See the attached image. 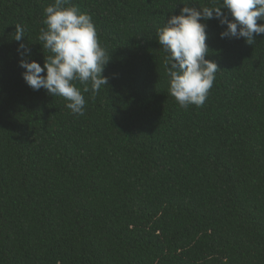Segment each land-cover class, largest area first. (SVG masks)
Here are the masks:
<instances>
[{"label": "trees", "instance_id": "obj_1", "mask_svg": "<svg viewBox=\"0 0 264 264\" xmlns=\"http://www.w3.org/2000/svg\"><path fill=\"white\" fill-rule=\"evenodd\" d=\"M71 2L110 60L94 98L74 82L83 116L22 78L21 59L50 55L54 0H0V264H264V36L221 39L226 25L201 20L219 71L185 110L157 33L212 0Z\"/></svg>", "mask_w": 264, "mask_h": 264}, {"label": "clouds", "instance_id": "obj_2", "mask_svg": "<svg viewBox=\"0 0 264 264\" xmlns=\"http://www.w3.org/2000/svg\"><path fill=\"white\" fill-rule=\"evenodd\" d=\"M44 16L46 27L40 29L38 39L50 55L45 57L43 67L21 59L20 67L25 70L22 78L34 91L44 89L51 96L63 97L72 114L83 116L85 96L74 82L85 85L83 92L91 91L94 98L102 86L108 85V78L102 75L110 61L108 54L100 45L92 16L80 12L71 0H54L45 7ZM213 18L226 25L221 39L244 38L248 45H254V34L264 36V0H212L211 7L198 8L184 5L179 15L164 21L157 35L166 53L169 93L185 110L193 104H204L219 71L214 61L206 59L207 24L200 22ZM15 29L19 42L25 29L19 24ZM20 49L30 52L25 44H20Z\"/></svg>", "mask_w": 264, "mask_h": 264}]
</instances>
